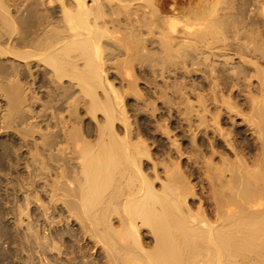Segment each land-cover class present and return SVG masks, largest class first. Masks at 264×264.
<instances>
[{"label": "bare ground", "instance_id": "6f19581e", "mask_svg": "<svg viewBox=\"0 0 264 264\" xmlns=\"http://www.w3.org/2000/svg\"><path fill=\"white\" fill-rule=\"evenodd\" d=\"M137 1L0 0V264H264V0Z\"/></svg>", "mask_w": 264, "mask_h": 264}, {"label": "rangeland", "instance_id": "374dc122", "mask_svg": "<svg viewBox=\"0 0 264 264\" xmlns=\"http://www.w3.org/2000/svg\"><path fill=\"white\" fill-rule=\"evenodd\" d=\"M143 1L141 0V2H140V0H139V2L137 1L136 3H139V4H141ZM218 45V44H217ZM219 60H222V59H219ZM201 196V195H200ZM10 217V216H9ZM7 218L8 220H9V223H13V222H15V219H13V218ZM13 219V220H12ZM9 244L8 243H5V247L6 246H8ZM55 254V253H54Z\"/></svg>", "mask_w": 264, "mask_h": 264}]
</instances>
